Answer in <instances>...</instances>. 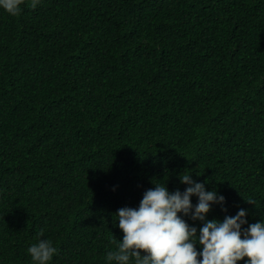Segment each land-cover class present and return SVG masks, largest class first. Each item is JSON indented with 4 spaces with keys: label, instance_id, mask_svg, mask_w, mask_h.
<instances>
[{
    "label": "trees",
    "instance_id": "16d2710c",
    "mask_svg": "<svg viewBox=\"0 0 264 264\" xmlns=\"http://www.w3.org/2000/svg\"><path fill=\"white\" fill-rule=\"evenodd\" d=\"M32 3L0 8V264L42 230L105 264L115 213L183 174L227 198L208 219L264 220V0Z\"/></svg>",
    "mask_w": 264,
    "mask_h": 264
},
{
    "label": "clouds",
    "instance_id": "9594fccd",
    "mask_svg": "<svg viewBox=\"0 0 264 264\" xmlns=\"http://www.w3.org/2000/svg\"><path fill=\"white\" fill-rule=\"evenodd\" d=\"M22 3L0 0V8L16 16ZM39 3L33 0L31 6ZM179 178L187 185L183 191L154 183L138 207H122L115 213L113 223L123 238L111 240L114 247L106 251L105 264H264V220L249 223L245 208L223 220L208 219L214 205L228 211L227 198L216 189L208 190L207 181L194 180L191 174ZM42 237L43 230L27 248L32 264H51L58 254L53 241Z\"/></svg>",
    "mask_w": 264,
    "mask_h": 264
}]
</instances>
